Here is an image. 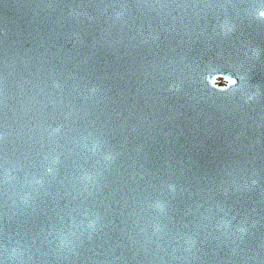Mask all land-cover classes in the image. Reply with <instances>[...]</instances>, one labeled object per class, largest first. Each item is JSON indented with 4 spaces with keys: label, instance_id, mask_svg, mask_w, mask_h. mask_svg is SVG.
<instances>
[{
    "label": "water",
    "instance_id": "water-1",
    "mask_svg": "<svg viewBox=\"0 0 264 264\" xmlns=\"http://www.w3.org/2000/svg\"><path fill=\"white\" fill-rule=\"evenodd\" d=\"M0 133V264H264V0H0Z\"/></svg>",
    "mask_w": 264,
    "mask_h": 264
},
{
    "label": "snow or ice",
    "instance_id": "snow-or-ice-1",
    "mask_svg": "<svg viewBox=\"0 0 264 264\" xmlns=\"http://www.w3.org/2000/svg\"><path fill=\"white\" fill-rule=\"evenodd\" d=\"M62 125L61 126H55V127H49L47 129H45V131L48 132L49 137L55 136L57 134H59L62 131ZM0 138H2V133H0ZM54 162H56L54 160ZM49 171H51V169H49Z\"/></svg>",
    "mask_w": 264,
    "mask_h": 264
}]
</instances>
